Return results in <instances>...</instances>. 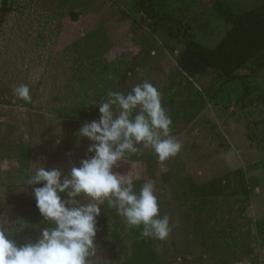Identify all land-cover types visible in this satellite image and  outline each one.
<instances>
[{"label":"rangeland","instance_id":"374dc122","mask_svg":"<svg viewBox=\"0 0 264 264\" xmlns=\"http://www.w3.org/2000/svg\"><path fill=\"white\" fill-rule=\"evenodd\" d=\"M213 1L0 0V214L31 223L38 234L45 222L32 215L31 188L18 192L26 169L39 161L67 173L91 155L92 141L78 132L99 119L98 103L88 101L101 102L107 91L127 92L147 80L161 101L171 94L166 89L180 79L177 60L187 43L213 48L230 29ZM238 73L192 121L177 123L172 135L182 149L175 157L159 161L141 147L114 166L137 174V190L153 183L161 213L172 218L169 237L152 238L157 260L149 264H264V68ZM210 81L195 83L205 98L214 91ZM21 83L30 86L29 103L14 96ZM185 83L177 102L189 94ZM237 168L250 187L246 205L186 193L187 177L204 184ZM97 226L90 264H147L132 260L140 240L107 203Z\"/></svg>","mask_w":264,"mask_h":264},{"label":"clouds","instance_id":"9594fccd","mask_svg":"<svg viewBox=\"0 0 264 264\" xmlns=\"http://www.w3.org/2000/svg\"><path fill=\"white\" fill-rule=\"evenodd\" d=\"M13 93L26 103L32 100L28 84H19ZM88 103H98L99 119L85 123L78 136L92 141L91 155L67 173L39 161L30 164L18 192L31 188L42 221L51 226L18 242L14 237L25 232L26 224L0 214V264H90L99 231L97 217L105 203L146 238L164 241L172 232V218L161 213L155 185L145 181L137 190V174L113 171L118 161L139 153L141 147L159 161L181 151L182 142L172 135L173 121L159 90L145 80L130 91L109 90L101 102Z\"/></svg>","mask_w":264,"mask_h":264},{"label":"trees","instance_id":"16d2710c","mask_svg":"<svg viewBox=\"0 0 264 264\" xmlns=\"http://www.w3.org/2000/svg\"><path fill=\"white\" fill-rule=\"evenodd\" d=\"M213 7L215 12L230 24V29L213 48L190 41L180 53L175 71L180 79L170 82L166 92H172L169 95L166 94L162 101L163 107L173 121L172 134L175 133L178 122L181 123L184 119L192 121L198 116L206 107L207 101L215 98L225 83L241 78L238 73L240 69L248 67L254 73L264 68V2L240 13H234L228 4L219 0L213 2ZM8 9L3 8L2 13L7 12ZM72 16L74 19L77 18V14H72ZM2 19L1 17L0 25ZM207 77H211L209 87L214 88V91L211 93L207 91L208 97L205 98L195 88V83L204 86L203 80ZM184 80L189 94L177 102L175 96L182 94L181 84ZM203 89L205 90L206 87ZM85 103L86 99L83 98L79 105L84 107ZM77 111V106L71 110L72 113ZM185 181L187 183L186 193L202 201L211 198L227 201L234 198V202L246 205L250 197V187L243 168L227 172L224 176L213 178L204 184H197L190 177L185 178ZM198 208L200 211L203 209L202 206ZM240 210L244 211L245 206ZM32 215L41 217L35 206V200L32 202ZM46 226L51 225L45 222ZM26 228L25 232L19 236L21 242L27 237L34 238L36 235L31 223ZM132 229L135 238L141 243L135 250L132 260L137 263L147 260V264L157 260L154 247L151 246L153 239L144 237L139 228Z\"/></svg>","mask_w":264,"mask_h":264},{"label":"crops","instance_id":"0c3cea01","mask_svg":"<svg viewBox=\"0 0 264 264\" xmlns=\"http://www.w3.org/2000/svg\"><path fill=\"white\" fill-rule=\"evenodd\" d=\"M219 1L228 4L234 13H240L246 10H250L264 2V0H219ZM234 9L236 10L234 11Z\"/></svg>","mask_w":264,"mask_h":264}]
</instances>
